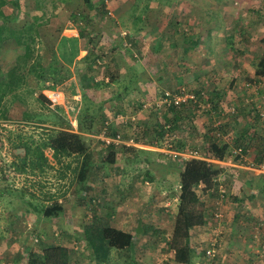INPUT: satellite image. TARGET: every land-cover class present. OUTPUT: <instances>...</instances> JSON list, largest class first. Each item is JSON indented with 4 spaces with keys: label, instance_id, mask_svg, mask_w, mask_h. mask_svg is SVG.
<instances>
[{
    "label": "rangeland",
    "instance_id": "obj_1",
    "mask_svg": "<svg viewBox=\"0 0 264 264\" xmlns=\"http://www.w3.org/2000/svg\"><path fill=\"white\" fill-rule=\"evenodd\" d=\"M91 1V7L87 6L83 0H16L18 5L15 0H11L3 6L4 9L2 5L0 6L2 13L9 15L10 20L9 17L6 20L14 28L22 27L32 19L33 15L44 16L47 22L40 27V43L44 44L41 46H46L50 50L49 59L56 58L65 72L75 75L70 80L69 74L65 81L56 84L64 94V101L61 100L60 94L57 95L60 99L59 102H55L59 103L57 109H51L56 104H53L54 107H49L29 102V107L34 113L41 115V120L36 117L30 121L23 119V108L19 104H13L10 107L5 119L0 118V253L4 248L1 245L7 249L11 247L16 249L15 244H17L19 248L18 252L15 250L6 256H1L0 264H11V257L16 254L20 256L21 251L25 252L26 247L40 250L42 246L49 245L47 240L66 243L69 255L76 258L77 264H91L89 261L91 252L88 248L84 249L85 241L82 232L84 221L90 222L94 215L106 212L109 206L118 208V203H123L133 195L134 185L140 183L141 186L142 183L137 180L132 182L133 184L129 183L127 175L132 171L140 175L139 178L141 177L142 181H151L148 176L154 177L152 185L143 183L149 187L143 192L149 199L144 204L148 202L150 204L152 201L157 215L165 213L167 224L172 225L177 210L178 188L176 185H178L179 157L189 158L191 154L198 157L200 154L195 151L205 152V144L210 142L206 138L208 128L211 126L209 119L213 125L215 121L220 120L221 126L223 124L225 126L218 143L230 144V149L223 160L206 159L222 169L219 175L225 176L226 188L233 182L231 168L236 169L230 165L231 162L241 163L244 159L239 156L236 159V155L232 152L237 149L234 143L237 135L239 134L242 138L251 133L260 136L264 141V136L260 135L263 133V127L254 108L257 104H261L264 108V85L262 89L260 88L258 100L251 95L252 92H256V89L251 91L249 90L251 87L243 85L252 83L254 76L250 73H253L252 70L257 65L256 59L264 50V0H105L107 7L105 8L110 13L106 12L104 15H99L97 12L101 7L99 6L101 0ZM133 12L141 17V23L137 25L142 28L132 37L135 41L131 44L126 34L136 21ZM87 14L96 19L88 25L81 18L82 15ZM80 27L88 29L91 37L88 35L80 37ZM62 37L77 38L76 46L79 52L75 60L80 59L78 67L86 70L87 75L92 77V80L88 76L85 77V85L90 84L86 86L85 97L81 93L82 87L73 67L64 64L59 58L60 46L70 48L69 42H60ZM194 37L198 38L197 43L193 40ZM187 41L192 42L187 43ZM7 44L14 47L13 43ZM87 52L90 57H94L90 59L92 63L87 60L83 62L81 59ZM14 57L15 50L8 47L1 50L2 68L8 70L14 63ZM227 57H230L229 60H226ZM212 62L218 63L217 68ZM222 62H228V64L222 66L224 64ZM132 66L141 72L148 73L152 81L165 79H162L160 85L155 84L157 95L161 89V93L180 89L195 93L204 91L207 94L205 98L211 104L208 108L210 110L208 112L198 110L193 119L186 117L182 123L184 129L178 130L177 149L183 147V153L174 154V150L169 149L170 145L167 142L150 144V138L145 135L146 129L150 133L154 121L161 117V109L155 106L158 98L144 97L145 107L141 106V108L146 112L145 114L148 112V117L151 118L148 123L140 121L141 119H137L136 116H134L135 119L131 117L133 112L130 108H134L142 97L138 96L134 104L132 103L134 100L131 101L129 97L115 101L117 83L124 82L129 77L127 73ZM210 67L213 69L211 70ZM244 68L243 72H239V69ZM164 69L165 74H163ZM240 73L243 75L240 76ZM216 81L218 82L216 86L220 88L218 91L222 90L220 93H224L220 95L221 102L217 100V107L213 108L214 103L210 99L212 87ZM244 88L247 89L243 90ZM204 100L200 101L204 103ZM116 102L119 103L118 106L122 111L117 115L114 113ZM231 106L235 107L234 113L228 111ZM86 107L89 109L87 114H84L82 111ZM102 112L106 115L103 117L105 121L101 123L99 117ZM183 112L184 116L186 110ZM80 116L86 131L90 129V132L78 130L77 118ZM122 123L127 126L120 128L118 134L120 138H133V145L137 148L136 160L130 158L134 154L132 150L124 151L121 146L124 143L112 141L119 146L115 153V162L104 163L102 159L105 152L101 142L105 140L101 133L103 130L106 133L109 132L110 125L114 127ZM51 129H66L79 132L86 137L92 155L88 182L84 188H81L76 177L71 180L72 174L65 169L64 164L70 162L73 157L62 158L61 165L55 162L48 148L44 149V154L52 168H48L44 174L38 171L31 173V163L27 160L21 170L20 156L24 152L23 144L25 149L26 146L29 148L34 146ZM109 133L112 134V132ZM62 167L66 170L64 180L57 177V171ZM123 171L126 172L123 173ZM164 176H166L165 179ZM160 178L162 180H159ZM115 185H120L118 190L114 188ZM60 187H62L61 191ZM21 188H23L22 191ZM163 188H167L168 191L161 192ZM155 189L158 190L157 193L154 192ZM82 190H86L87 193L84 194ZM54 191H56L53 194L54 197H61L65 203L64 213L57 217H42L43 215L36 207H41L43 203L47 204L49 201L45 199L43 201L40 194ZM227 192L224 197H221L219 193L203 195L202 199L209 208L210 217L214 218L213 213L216 211L221 212L220 208L225 203ZM93 195L99 200L97 205L94 201L92 204L86 202V198ZM119 210L121 211V206ZM114 211L118 212L115 209ZM243 226L251 228L249 224L244 223ZM218 236L221 239L223 233ZM36 238L37 242H35ZM157 243L159 246L163 245L162 242ZM137 245L140 246L141 242H136L134 247L136 252L139 251ZM205 245L204 242H199L195 246L198 264H208L204 253ZM154 246L152 244L150 249L152 257L140 258V254L134 252L135 256L130 259V253L124 248L115 250L108 262L104 264H139L140 259H144L142 262L147 264H155L160 257L159 252L155 256L158 245ZM23 260H26L25 255L17 261L14 259V264L16 262L25 264Z\"/></svg>",
    "mask_w": 264,
    "mask_h": 264
},
{
    "label": "trees",
    "instance_id": "obj_2",
    "mask_svg": "<svg viewBox=\"0 0 264 264\" xmlns=\"http://www.w3.org/2000/svg\"><path fill=\"white\" fill-rule=\"evenodd\" d=\"M9 1L11 0H0V6L8 4ZM83 1L87 6H92L91 0ZM104 2L105 0H101L100 2L99 6L101 7H99V10L97 11L99 15H104L106 12L110 13L109 10H106L107 7ZM16 5H18L17 2ZM133 13L136 21L126 34V38L131 44L135 41V38L132 37L139 31V29L142 28L141 26H138V23H141V17L136 15L135 12ZM7 17H9V15H4L0 9V51L8 47L12 50H15V57L13 65H11L8 70L3 69L0 62V118L5 119L8 116L10 107L13 104H19L23 108V119L30 121L36 117V119L41 120V115H39V113L33 112L32 108L29 107V102L32 101V104L34 105L35 103H39L49 107H54V105L50 99L41 93L40 83H42L44 87L49 86L52 88L53 85L65 81L70 73L65 72L61 68L62 66H60L56 58L49 59L50 50L47 49L46 46H41L44 44L40 43V27L47 22L44 16L33 15L32 19L27 21L20 28H14L10 26L9 22H7L8 20H6ZM81 18L84 19L82 21L87 23V25L96 20L95 17L90 14L82 15ZM85 29V27L82 29L80 27L79 36L86 37L88 35L91 37L88 29ZM76 40L77 38L74 37H62L60 42H69L70 48H65V46L63 48L60 46L58 48V55L64 64L73 67L76 76H78V81L82 87V95L85 97V89L88 85H85V77L88 75L86 70H81L78 67V62L81 60H75V57L79 52V48L76 46ZM193 40L196 43L199 41L197 37H194ZM190 42L192 41H187V43ZM7 43H13L14 47H11ZM91 58L94 57H90L89 53L87 52V54L81 59L83 62H86L85 60H87L89 63H92L90 60ZM165 73L166 71L164 69L163 74ZM255 74H264V50L261 52L258 58ZM88 77L92 80L91 75ZM45 83L49 85H46ZM88 86H90V84ZM176 93H181V90L177 89L174 92H170L171 95ZM210 100L211 102L213 101L212 99ZM198 103L199 101H193L192 99H189L187 102H181L178 105L170 102L169 104L162 106V108H159L162 111L161 117L154 121L150 133L148 132V129H146L145 132V135L150 138L149 143H155L157 145L162 142H167L170 145V150L178 152V130L179 128L184 129L182 124L184 119H186V117L193 119L196 116L195 114L198 110H205L208 112L205 107L201 105L199 106ZM216 104L217 101L214 100V105ZM214 105L212 107L216 108L217 106ZM57 107H59L58 104L51 109H57ZM114 108H116V106H114ZM88 109L89 108L86 107L82 112L87 114ZM184 110H186V114L183 116L182 113H184ZM114 113L117 115L121 114L122 111L121 109L116 108ZM105 115L106 113L104 112L100 114L99 121L101 123L103 122V117H105ZM80 117L77 118L79 122L77 123L78 130L82 132H90V129L86 131L85 125L81 122L82 117ZM209 123H211V126L208 128L206 138L210 142L209 144L208 142L205 144V152L200 153L199 151H196L198 154H200L198 157H179L180 162L177 165V210L173 223V232L170 240L167 242L169 248L174 251L173 261L176 263H193V260L196 258V250L190 245L189 242L190 230L195 226L204 225L206 223L207 214H209L206 203L202 197L205 193L208 195H215L219 193L218 175L222 169L217 168V166L206 159L223 160L229 151L228 149H230L229 143H218V140H220L219 138L222 137V130L225 127L224 124L222 126L220 125V127L217 129V127L212 124L210 119ZM123 126H127V124L123 125L122 123L121 125L114 127L110 125L108 127V131L112 132V134L109 132L106 133L104 130L101 134L106 137L114 138L118 136L120 138L118 133L119 129ZM106 127L107 126H105V129H107ZM218 131L221 132V135H216V132ZM139 140L140 139L138 138V141ZM257 140L258 139H256L255 134L250 133L243 136L242 138L238 134L236 140H234V143L236 144V148L240 149L242 154L246 152L247 148H250L254 145L256 147V158L259 161L263 159L264 156V141L262 139L258 144H255ZM101 143L104 145L103 151L105 152L102 161L104 163L106 162L108 164H113L115 162L116 150L119 147L118 144L116 142L106 141H102ZM171 145L173 147H171ZM121 146L124 151L132 150L134 152L130 158L136 157V146L126 144ZM45 148L51 150L52 158L55 160V162L60 163L61 165L63 162L61 160L62 158L73 157L72 160L70 159V162H64L65 169L70 171V174H72L71 180L76 177L78 183L81 184V188H84V185H86L88 182L89 168L91 166L90 157L92 155L86 137L79 132H73L66 129H51L49 133L43 138H40L39 142H36L34 146L30 148L26 146L25 149L23 144L22 149L24 152L23 155L20 156L21 170H23L24 164L27 160H30L31 163V173L38 171L40 174H44L48 168H52V166L48 164L49 162L47 156L44 154ZM125 157L127 158L128 156ZM237 157L238 155L235 156L236 159ZM66 170H64L62 167V169L57 171L58 179H65L64 176H66ZM148 178L151 181L154 180L153 176H148ZM159 180L162 179L160 178ZM119 187L120 186H117L118 189ZM22 189L23 188L20 190L22 191ZM59 189L61 191L62 187ZM56 191L44 192L43 194H40L42 195L41 197L43 201L44 199L49 201L47 204L43 203L41 207H36L40 214L43 215L42 217H57L63 212L62 203L53 195L56 193ZM82 191L84 194L87 193L86 190ZM119 191L122 192L121 190ZM48 195H52L53 197L50 198ZM93 201L96 205L99 202V200L96 199L94 195L86 198V202H89L90 204H92ZM96 210L100 209L96 208ZM113 210L114 208L109 206L106 212H102L99 215H94L92 220L83 226L84 238L87 247L91 249V257L94 261V264H104L108 262L111 247L115 245L113 238L116 240L117 236L123 238V240H114L117 242L116 245H121V247L119 246L121 249H127V247L132 243V235L130 233L119 232L110 227V220L113 215ZM150 229H152L153 232L155 231V228ZM147 231L148 229L146 226L139 222L137 233L142 234ZM111 237H113L112 240ZM119 241L121 242L119 243ZM35 242H37V238ZM16 251L18 252L19 250ZM25 253L28 264H70L68 249L59 244L45 245L42 246L40 250L25 248ZM18 256L19 255L16 254V261L21 258ZM211 259L213 260L214 257ZM211 259L208 258V260Z\"/></svg>",
    "mask_w": 264,
    "mask_h": 264
},
{
    "label": "crops",
    "instance_id": "obj_3",
    "mask_svg": "<svg viewBox=\"0 0 264 264\" xmlns=\"http://www.w3.org/2000/svg\"><path fill=\"white\" fill-rule=\"evenodd\" d=\"M2 9H4L3 6ZM229 58L230 57H227L226 60H229ZM258 58L256 59V64ZM212 63L215 64L217 68L218 63L217 62H212ZM226 64H228V62L222 64V66ZM243 64L240 63V65ZM210 69L212 70L213 68L210 67ZM255 69L256 68L252 70L253 73L252 72L250 73L254 76L252 83L248 82V83H244L243 85H245L246 87L247 86L251 87L249 89L251 91L256 89L255 90L256 92H252L251 95H253L252 97L258 100L261 92L260 88L262 89V85H264V74H258V75L255 74ZM244 70L245 68L242 70L239 69V72H243ZM127 74H129L128 75L129 77H127L124 82L118 81L117 83L118 88H116L117 94L114 96L115 101L116 100L119 101L120 99L123 100L124 98L129 97L131 101L132 99L134 100L132 101V103L134 104V102L137 101L138 96L142 97L137 102V105L134 106V108L130 106L131 107L130 109L133 112V115L131 117L132 119H135L134 116H136L137 119H141L140 121H144L148 123L151 118L148 117V112L147 114H145L146 112L142 110L141 106L145 107L144 102L146 100L144 99V97L146 96H150L147 97V99L160 97L162 89L158 91V95H157L156 92L157 89L155 84L160 85L162 83V79L161 80L155 79L154 81H152L150 80L149 78L150 75L148 73L141 72L138 68H135L134 66L131 67V70ZM239 75L242 76L243 73H240ZM70 76L71 77L69 79L71 80V78H74L75 75H73L72 73L70 74ZM217 83H218L217 81L214 82V85L212 87L213 90L211 94V99L213 100L212 101L213 103L214 100L215 101L218 100L220 103L221 102V99L219 100L220 95L222 96V94L224 93V92L220 93L222 90L218 91V89L220 88L216 86ZM125 86L126 88H124ZM40 89L41 92L48 99H50L49 93H53V92L55 93L56 101H52L50 99V101L53 104L56 105L59 104V103H55V102H59L60 100L57 98L58 94L61 95V100L64 101L63 100L64 94L56 85H53L51 88L49 86L44 87L42 83H40ZM246 89L247 88H244L243 90ZM116 103H115L116 108L121 109V107L118 106L119 103L118 102ZM214 106H217V104ZM116 108H114V110H116ZM133 127H135V124H133ZM260 135L264 136V132L261 133ZM255 137L256 139H258L257 142H255V144L256 143L258 144L263 139L257 135H255ZM132 139H133L132 137L126 139L121 137L119 141L127 145L128 142L134 143ZM182 148L183 147L179 149L178 153H183ZM255 153H256V147L253 145L252 148L247 149L243 162L241 163L240 162L235 163L234 161H232L233 163L231 162L230 165L236 167V169L231 168L233 172L232 174L233 182H231L232 184L227 187L228 194L225 197V203H223L220 208V211L222 212V217L219 219H214L210 217L209 214H207L206 223L204 225L195 226L190 230L189 242L194 249L199 242H204L206 244L205 247H207L214 238L218 239V245L216 247V254L214 256V259L208 260L206 258L208 264L209 261L210 264H264V175L256 174L248 169L250 164L258 163ZM228 168L229 167H227V169ZM124 172L126 171H123V173ZM129 173L130 174L127 173L128 174L127 176H129V178L127 179L130 180L129 183L135 182L136 180L142 183L141 186L144 185L143 183L150 185H152L153 183V181H146V180L142 181L141 180L142 178L141 177L139 178L140 175L135 174L136 173L135 171ZM139 186L140 183L134 185V188H132L134 191L133 195L130 196L129 199H126L123 202L124 204L118 203L119 207L118 208L114 207V209L118 212H115L113 210V215L110 220V227L115 229L116 231L130 233L132 235L131 245L128 246L127 249H125L127 250L128 253H130L129 254L130 259H133V257L135 256L133 253L136 252L135 251L136 248L134 249V247L136 246V242H141L140 246L137 245L139 251L136 252L138 255L140 254V258L145 259V257L147 256L152 257L153 255L150 249H151V245L154 244L155 246L158 245V247H156L155 256L159 252V257H160L158 258V262H155V264H181L173 261L174 251L171 248H169L167 243L170 240V237L173 232V223L172 225L167 224L168 220L165 218L166 215L165 213L161 214L160 216L157 215L158 213L157 211H155V204L153 205L152 201L150 202V204L149 202L147 203L150 205V207L149 205L144 204L145 201L149 199L147 195L146 197L144 196L143 192H145L149 187L147 185H144L143 187L141 186L139 187ZM114 188L118 190L117 185H115ZM176 188H178V185H176ZM165 191H168V189L163 188V190H161V192L163 193ZM154 192L157 193L158 190L155 189ZM151 193L149 192L150 197H151ZM58 200L62 203L63 211H64L66 207L65 203L62 201L61 197H59ZM164 205L166 206V204ZM120 206H121V211L119 210ZM207 211L209 213L208 207H207ZM87 218L88 217H86V219ZM139 222H141L143 225L146 226V228L148 229L147 232L142 234L137 233ZM88 223L89 221L88 222L84 221V224H88ZM244 223L249 224L251 228L244 227L243 226ZM217 227H219L220 229ZM150 228H155V231L153 232L152 229ZM222 233L223 236L221 237V239L222 238L223 239L221 240L220 236L218 235H222ZM112 238L113 237H111V240ZM83 240L85 241L84 234H83ZM114 240L116 239L113 238V242L115 245L111 247L109 259L115 250L119 251L121 249L120 248L121 245L119 244L116 245L117 242H115ZM118 240H123V238L117 236L116 241ZM47 242L48 244H59L68 249L66 243L62 241H59L60 242L59 243L58 241L50 242L47 240ZM120 242L121 241H119V243ZM157 242H162L163 245L159 246ZM1 246H3L4 248L3 251L0 253V257L6 256L8 253H11L12 251L14 252L15 250H19L17 244H15V246L17 247L16 249H14L15 247H11V249H7L4 245ZM87 248L91 252V249L87 247L85 241L84 249ZM25 254H26L25 252L21 251L20 257L22 258L23 255ZM91 255L92 252L89 255V261L91 264H94ZM69 256H70V264H77V262H75L76 258H73L71 254ZM11 259H12L11 264H14L15 256L13 255ZM143 260L140 259L138 262L140 264H147L145 262H142ZM23 261L25 264H28L27 260H23ZM191 264H198L196 258L193 260V263Z\"/></svg>",
    "mask_w": 264,
    "mask_h": 264
},
{
    "label": "built area",
    "instance_id": "obj_4",
    "mask_svg": "<svg viewBox=\"0 0 264 264\" xmlns=\"http://www.w3.org/2000/svg\"><path fill=\"white\" fill-rule=\"evenodd\" d=\"M205 95L207 97V94L204 92V91H201L199 94L195 93V92H187L185 90H181V93H176L174 95H171L170 92L168 91H164L163 94L161 95V97L158 99V102L156 103V105L158 107H162L164 106L165 104H169L170 102H173L174 104H179L181 102H187L189 99H192L193 101H199V106H203L205 107L207 110H210L208 108L209 105V102H207V98H205ZM49 98L52 100V101H56V96H55V93H49ZM201 98V99H200ZM206 101H205V100ZM200 100H204V103H202ZM256 108V112H257V118L259 119L260 121V125L263 127V130H264V108L261 106V104H257L255 106ZM228 111L230 113H234L235 112V107L234 106H231L228 108ZM221 125V121L220 120H217L215 121L214 123V126L217 127H220ZM216 135H221V132H216ZM103 139L106 141V142H112V141H119V137L116 136V138H109V137H106V136H103ZM131 144H134V143H130L128 142L127 145H131ZM173 152V151H171ZM234 153V155H238L239 157L243 158L244 155L240 152V149H234L232 151ZM174 154H180L178 152H173ZM195 153H197L195 151ZM191 157H197V156H193V154L190 155ZM248 169L256 174H259V175H264V159L261 160L260 162L258 163H254V164H250ZM224 180H225V176L224 175H220L218 177V181H219V193H220V196L221 197H224V194L227 192V188L224 184ZM214 218L215 219H219L222 217V213L219 212V211H216L214 212ZM218 245V240L217 238H214L210 243L209 245L205 248V255L207 258L211 259L215 256L216 254V247Z\"/></svg>",
    "mask_w": 264,
    "mask_h": 264
},
{
    "label": "clouds",
    "instance_id": "obj_5",
    "mask_svg": "<svg viewBox=\"0 0 264 264\" xmlns=\"http://www.w3.org/2000/svg\"><path fill=\"white\" fill-rule=\"evenodd\" d=\"M163 92H164V91H163ZM41 93H42V92H41ZM162 94H163V93H161V95H162ZM198 94H199V93H198ZM161 95H160V97H161ZM160 97H159V98H160ZM159 98H158V99H159ZM155 106H156L157 108H162V107H158V106L156 105V101H155ZM254 108H255V107H254ZM255 109H256V108H255ZM256 114H257V112H256ZM221 124H222V122H221ZM213 214H214V213H213Z\"/></svg>",
    "mask_w": 264,
    "mask_h": 264
}]
</instances>
